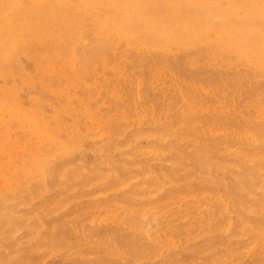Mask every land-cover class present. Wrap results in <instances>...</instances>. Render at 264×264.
Returning a JSON list of instances; mask_svg holds the SVG:
<instances>
[{
  "label": "rangeland",
  "instance_id": "374dc122",
  "mask_svg": "<svg viewBox=\"0 0 264 264\" xmlns=\"http://www.w3.org/2000/svg\"><path fill=\"white\" fill-rule=\"evenodd\" d=\"M34 6L0 0V22ZM81 31L0 42V264H264V62L222 32Z\"/></svg>",
  "mask_w": 264,
  "mask_h": 264
},
{
  "label": "bare ground",
  "instance_id": "6f19581e",
  "mask_svg": "<svg viewBox=\"0 0 264 264\" xmlns=\"http://www.w3.org/2000/svg\"><path fill=\"white\" fill-rule=\"evenodd\" d=\"M36 6L29 14H39L42 20L39 24L31 25L26 19L18 22L17 10L5 14L0 22V42L19 43L32 37H49L58 32L59 36L74 33V31L93 30L97 36H104L111 31H121L130 36L138 37L143 45H162L164 48L173 42L184 44L193 39L213 36L214 34H228L233 45L240 48L249 58L264 62V0H33ZM220 19L221 24H218ZM16 18V19H15ZM235 32L228 33L227 30ZM82 32V31H81ZM87 33V32H86ZM121 35V34H120ZM119 35V36H120ZM89 36V35H88ZM110 36V35H109ZM94 37V36H93ZM112 37V36H111ZM217 38V37H216ZM4 39V40H3ZM125 39V38H124ZM221 39V38H220ZM223 39V38H222ZM226 39V38H224ZM213 40V39H211ZM227 40V39H226ZM200 41V40H199ZM203 41V40H202ZM228 41V40H227ZM229 42V41H228ZM8 43V44H9ZM226 43V42H225ZM175 44V43H174ZM195 44V43H194ZM228 44V43H227ZM118 45V44H117ZM136 45V44H135ZM185 45V44H184ZM229 45V44H228ZM227 45V46H228ZM173 46V45H172ZM180 46V45H178ZM143 47V46H142ZM196 47V46H195ZM220 47V46H219ZM148 48V47H147ZM163 48V49H164ZM142 49V48H141ZM181 49V48H177ZM225 49H227L225 47ZM148 50V49H147ZM154 50V49H153ZM233 51V49H232ZM239 51V49H238ZM237 51V52H238ZM12 50L6 47L5 56ZM180 52V51H179ZM178 53V52H177ZM235 53V52H234ZM171 54V53H170ZM238 54V53H237ZM241 54V53H239ZM244 54V56H245ZM246 56V57H247ZM132 57V56H131ZM240 57V56H239ZM244 58V57H242ZM237 59V58H236ZM117 60V59H116ZM241 60V59H240ZM245 60V59H244ZM248 60V59H247ZM246 62H249L247 61ZM163 62V61H162ZM236 62V60H235ZM256 62V61H255ZM75 63V62H74ZM232 63V62H231ZM254 63V62H252ZM262 64V63H261ZM47 65V64H46ZM75 65V64H74ZM150 65V64H149ZM230 65V64H229ZM234 65V64H232ZM249 66V64H247ZM251 65V64H250ZM256 65V63H255ZM162 66V65H161ZM231 66V65H230ZM229 66V67H230ZM240 66V65H239ZM258 66V65H257ZM65 67V66H64ZM262 67V66H261ZM264 67V65H263ZM262 67V69H264ZM162 68V67H161ZM243 68V66H242ZM245 68V67H244ZM254 68V67H253ZM256 68V67H255ZM235 69V68H234ZM247 69V67H246ZM155 71V70H154ZM247 71V70H242ZM264 71V70H263ZM39 72V71H38ZM162 72V71H161ZM248 72V71H247ZM261 73V72H260ZM40 74V73H39ZM129 74V73H128ZM242 75L244 74L241 73ZM164 75V74H163ZM166 75V74H165ZM168 75V74H167ZM240 75V74H239ZM100 76V75H99ZM238 76V75H237ZM249 77V75H247ZM128 77V76H127ZM141 77V76H139ZM150 77V76H149ZM169 77V76H168ZM35 78V77H34ZM106 78V77H105ZM135 78V77H133ZM232 78V77H230ZM241 78V76H240ZM243 78V77H242ZM250 78V77H249ZM45 79V78H44ZM97 79V78H96ZM101 79V78H100ZM121 79V77H120ZM145 79V78H144ZM143 79V80H144ZM161 79V77L159 78ZM157 79V80H159ZM237 79V77H236ZM239 79V78H238ZM122 80V79H121ZM129 80V79H128ZM127 80V81H128ZM189 80V79H188ZM235 80V78H234ZM250 80V79H249ZM45 81V80H44ZM106 81V80H105ZM126 81V83H127ZM131 81V80H130ZM231 81V80H230ZM253 81V80H252ZM97 82V81H96ZM118 82V81H117ZM120 82V81H119ZM124 82V81H123ZM153 82V81H152ZM151 82V83H152ZM163 79V83H164ZM238 82V81H237ZM234 84L235 87L239 83ZM101 83V81H100ZM147 83V82H146ZM191 83V82H190ZM222 83V81H221ZM250 83V82H249ZM128 84V83H127ZM148 84V83H147ZM159 84V83H158ZM99 85V84H98ZM108 88L109 84L107 83ZM192 85V84H191ZM217 85V84H216ZM223 85V84H222ZM97 86V85H95ZM170 86V85H169ZM204 86V83H203ZM202 86V87H203ZM64 87V86H63ZM80 87V86H79ZM105 87V86H104ZM127 87V86H126ZM132 87V85H131ZM194 87V86H193ZM233 87V86H232ZM240 87V86H239ZM82 88V86H81ZM97 88V87H96ZM112 88V86H111ZM135 88V87H132ZM131 88V90H132ZM198 88V87H197ZM218 88V87H217ZM221 88V87H219ZM70 89V88H69ZM118 89V88H117ZM123 89V88H122ZM121 89V90H122ZM130 89V88H129ZM164 90V86L162 87ZM170 89V88H168ZM184 89V88H183ZM223 89V88H222ZM67 90V87H66ZM104 90V89H103ZM110 90V89H109ZM120 90V91H121ZM124 90H126L124 88ZM139 90V89H138ZM148 90V89H147ZM157 90V89H156ZM218 90V89H217ZM95 91L96 94V90ZM105 91V90H104ZM104 91L102 93H104ZM123 91V90H122ZM144 91V90H143ZM142 91V92H143ZM171 91V90H170ZM194 91V90H193ZM223 91V90H222ZM241 91V90H240ZM250 91V90H249ZM69 92V91H68ZM126 92V91H124ZM136 92V91H135ZM139 92V91H138ZM141 92V91H140ZM221 92V90H220ZM85 93V92H84ZM83 93V94H84ZM108 93H110L108 91ZM127 93V92H126ZM129 93V92H128ZM131 93V92H130ZM171 93V92H170ZM189 93V92H188ZM236 93V92H235ZM264 93V92H263ZM101 94V93H99ZM125 93H123L124 95ZM133 94V93H132ZM193 94V93H192ZM196 94V93H195ZM219 94V93H217ZM257 94V93H256ZM92 95V94H90ZM105 95V94H104ZM122 95V94H120ZM126 95V94H125ZM125 95L123 97H125ZM130 95V94H128ZM127 95V96H128ZM168 95V94H167ZM187 95V94H186ZM253 95V94H252ZM82 96V95H81ZM84 96V95H83ZM86 96V95H85ZM84 96V97H85ZM161 96V95H160ZM179 96V95H178ZM108 97V96H107ZM121 98V100L123 99ZM159 97V96H158ZM230 97V96H229ZM234 97V96H233ZM87 98V97H86ZM120 98V97H119ZM118 98V99H119ZM128 98V97H127ZM169 98V97H168ZM129 99V98H128ZM125 99V100H128ZM149 99V98H148ZM162 99V98H161ZM194 99V98H193ZM245 99V98H244ZM244 99L242 101H244ZM248 99V98H247ZM124 100V99H123ZM136 100V99H135ZM134 100V101H135ZM140 100V99H139ZM143 100V98H142ZM159 100V98L157 99ZM164 100V97H163ZM197 100V99H196ZM235 100V99H234ZM133 101V100H131ZM167 101V100H165ZM175 101V100H174ZM177 101V100H176ZM198 101V100H197ZM229 101V100H228ZM120 102V100H119ZM127 102V101H126ZM125 102V103H126ZM129 102V101H128ZM185 102V101H183ZM194 102V101H193ZM121 103V102H120ZM132 103V102H131ZM160 103V101H159ZM170 103V102H168ZM173 103V101H172ZM83 104V103H82ZM98 104V103H97ZM111 104V103H110ZM115 104V103H114ZM118 104V102H117ZM128 104V103H126ZM139 104V102H137ZM145 104V103H144ZM143 104V105H144ZM197 104V103H196ZM201 104V103H200ZM242 104V103H241ZM121 105V104H120ZM119 105V107H121ZM124 105V104H123ZM122 105V106H123ZM141 105V104H140ZM148 105V104H147ZM162 105V104H161ZM214 105V104H213ZM229 105V104H228ZM118 106V105H117ZM116 106V107H117ZM128 106V105H127ZM125 105L124 107L127 108ZM136 106V105H135ZM151 106V104H150ZM153 106V105H152ZM164 106V105H163ZM161 106V107H163ZM167 106H170L168 104ZM245 106V105H244ZM243 106V107H244ZM112 107V106H111ZM140 107V106H139ZM145 107V106H144ZM147 107V106H146ZM160 107V108H161ZM166 107V106H165ZM172 107V106H171ZM174 107V106H173ZM202 107V106H201ZM209 107V106H208ZM218 107V106H217ZM221 107V106H220ZM130 108V107H129ZM137 108V107H136ZM143 108V107H142ZM151 108V107H150ZM153 108V107H152ZM158 108V107H157ZM159 108V110H160ZM167 108V107H166ZM165 108V109H166ZM210 108V107H209ZM263 108V107H262ZM117 109H119L117 107ZM116 109V110H117ZM123 107L120 108L123 111ZM141 109V108H140ZM147 109V108H146ZM156 109V108H155ZM162 109V108H161ZM239 109V108H238ZM257 109V107H256ZM264 109V108H263ZM262 109V110H263ZM127 110H129L127 108ZM133 110V109H132ZM131 110V111H132ZM144 110V109H143ZM164 110V109H163ZM171 109V114H172ZM189 110V109H188ZM199 111V109H197ZM241 110V109H240ZM97 111V110H96ZM118 111V110H117ZM125 111V110H124ZM130 111V112H131ZM137 111V110H136ZM145 111V110H144ZM143 111V112H144ZM151 111V109H150ZM161 111V110H160ZM169 111V110H168ZM203 111V110H202ZM113 112V111H112ZM149 112V110H148ZM117 113V112H116ZM115 113V114H116ZM119 113V112H118ZM123 113V112H122ZM146 113V112H145ZM159 113V112H158ZM164 113V112H163ZM242 113V112H241ZM262 113V112H261ZM113 114V113H112ZM121 114V113H120ZM126 114V113H125ZM155 114V113H154ZM119 115V114H118ZM117 115V116H118ZM131 115V114H130ZM146 115V114H145ZM150 115V113L148 114ZM160 115V114H159ZM163 115V114H162ZM170 115V114H169ZM116 116V115H115ZM135 116V115H133ZM139 115H137L138 117ZM174 116V115H173ZM236 116V115H235ZM247 116V115H246ZM251 116V115H250ZM257 116V115H255ZM264 116V114H263ZM159 117V116H158ZM163 117V116H162ZM168 117V116H167ZM172 117V116H171ZM237 117V116H236ZM133 117H131L132 119ZM160 118V117H159ZM164 118V117H163ZM166 118V115H165ZM253 118V117H252ZM128 119V118H127ZM139 119V117H138ZM147 119V118H146ZM142 120V118H141ZM237 120V118H236ZM251 120V119H249ZM257 120V119H256ZM138 121V120H136ZM134 121V122H136ZM161 121V120H159ZM158 121V122H159ZM153 122V121H151ZM149 123V122H148ZM201 123V122H200ZM117 124V123H116ZM126 124V123H125ZM147 124V122H146ZM253 124V123H252ZM106 125V124H105ZM129 125V123L127 124ZM125 125V126H127ZM119 126V125H118ZM117 126V127H118ZM134 126V125H133ZM132 126V127H133ZM216 126V125H215ZM116 127V126H115ZM122 127V126H121ZM120 127V128H121ZM223 127V125H222ZM106 128V127H105ZM119 128V127H118ZM117 128V129H118ZM216 128V127H215ZM225 128V127H224ZM233 129V128H232ZM115 130V129H114ZM119 130V129H118ZM250 130V129H249ZM117 132V131H116ZM114 132V133H116ZM146 132V131H145ZM224 132V129H223ZM245 132V131H243ZM247 132V131H246ZM113 133V130L112 132ZM139 133V132H138ZM148 133V131L146 132ZM249 133V132H248ZM145 134V133H144ZM142 133V135H144ZM152 134V133H151ZM111 135V134H110ZM148 135V134H147ZM240 135V134H239ZM248 135V134H247ZM141 136V134H140ZM146 136V135H145ZM110 137V136H109ZM168 138V137H167ZM238 138V137H237ZM166 139V138H164ZM240 139V138H239ZM238 139V140H239ZM247 139V138H246ZM244 142V141H243ZM247 142V141H246ZM117 146V145H116ZM239 146V145H237ZM162 148V147H160ZM103 149V148H102ZM118 149V148H117ZM145 149V148H144ZM158 149V148H157ZM153 150V149H152ZM155 150V149H154ZM227 150V149H226ZM149 151V150H148ZM165 151V150H164ZM163 151V152H164ZM230 152V151H229ZM148 153V152H147ZM152 153V151H151ZM158 153V152H157ZM151 155V154H150ZM155 155V154H154ZM162 155V154H161ZM136 156V155H135ZM146 156V155H145ZM148 156V155H147ZM160 156V155H159ZM179 156V155H178ZM132 158V157H131ZM190 160V159H189ZM250 160V159H249ZM212 161V159H211ZM169 163V162H168ZM216 163V162H215ZM76 164V163H74ZM217 164V163H216ZM247 164V163H246ZM251 164V163H250ZM136 165V164H135ZM172 165V163H171ZM220 164L218 163V166ZM73 166V164H72ZM188 166V165H187ZM217 166V167H218ZM66 168V167H65ZM85 168V167H83ZM81 169V168H80ZM188 169V167H187ZM224 169V168H223ZM67 170V169H66ZM82 170V169H81ZM225 170V169H224ZM61 171V170H60ZM80 171V170H79ZM112 171V170H111ZM66 172V171H65ZM94 173V172H93ZM184 173V171H183ZM194 173V172H193ZM210 173V169L208 171ZM111 175V173H109ZM230 174V173H229ZM148 175V174H147ZM61 176V175H60ZM165 176V175H164ZM209 177L210 175L207 174ZM167 177V176H166ZM193 177V176H192ZM212 178V177H210ZM209 178V179H210ZM86 179V178H85ZM214 179H210L211 181ZM138 180V179H136ZM71 181V180H70ZM69 181V182H70ZM175 181V180H174ZM84 182V181H83ZM160 184V183H159ZM164 184V183H163ZM180 184V183H179ZM156 185V184H155ZM130 186V185H128ZM168 186V185H167ZM225 186V185H224ZM159 187V186H157ZM75 188V187H74ZM167 187H165L166 189ZM226 188V187H225ZM118 190V189H117ZM162 191V190H161ZM204 191V190H203ZM218 193V192H215ZM220 193V192H219ZM148 194V193H147ZM157 194V193H156ZM177 194V193H176ZM198 194V193H197ZM134 195V194H132ZM185 195V194H184ZM207 195V194H206ZM214 195V194H213ZM212 195V196H213ZM150 196V195H149ZM173 196V195H172ZM171 196V197H172ZM187 196V195H186ZM191 196V195H190ZM205 196V195H204ZM224 196V195H223ZM155 197V196H154ZM192 197V196H191ZM222 197V196H221ZM225 197V196H224ZM223 197V198H224ZM181 198H183L181 196ZM218 198V197H217ZM180 199V198H179ZM178 199V200H179ZM191 199V198H190ZM193 199V198H192ZM211 199V194L209 195ZM213 199V198H212ZM220 199V198H219ZM187 200V199H186ZM195 200V199H194ZM214 200V199H213ZM221 200V199H220ZM219 200V201H220ZM224 200V199H223ZM176 201V200H175ZM172 201V204H174ZM219 201H216L220 203ZM226 201V200H225ZM168 202V201H167ZM166 202V204H167ZM171 202V201H170ZM210 202V200H209ZM214 202V201H213ZM214 202V203H216ZM222 202V200H221ZM213 203V204H214ZM200 204V203H199ZM212 204V203H211ZM223 204V203H222ZM159 205V203H158ZM163 205V203H162ZM171 205V203H170ZM166 206V205H165ZM164 206V207H165ZM168 206V205H167ZM176 206V203H175ZM190 206V205H189ZM188 206V207H189ZM193 206V205H192ZM222 206V205H221ZM121 207V206H120ZM129 207V206H128ZM173 207V206H171ZM178 207V206H177ZM214 207V206H213ZM228 207V206H227ZM163 208V207H162ZM166 208V207H165ZM183 208V206H182ZM187 208V207H186ZM190 208V207H189ZM217 208V206H216ZM222 208V207H221ZM220 208V209H221ZM224 208V204H223ZM149 209V208H148ZM218 208V210H220ZM228 209V208H227ZM226 209V210H227ZM129 210V209H128ZM147 210V209H146ZM170 210V209H168ZM191 210V208H190ZM213 210V208H212ZM134 211V209H133ZM141 211V210H139ZM221 211V210H220ZM127 212V211H126ZM137 212V211H136ZM179 212V211H178ZM226 212V211H224ZM7 213V212H6ZM85 213V212H84ZM87 213V212H86ZM85 213V214H86ZM128 213V212H127ZM126 213V214H127ZM227 213V212H226ZM83 214V213H82ZM124 214V213H123ZM187 214V213H186ZM81 215V214H80ZM215 215V214H214ZM82 216V215H81ZM86 216V215H85ZM120 216V215H119ZM198 216V215H197ZM220 216V215H219ZM25 217V216H24ZM75 217V216H74ZM79 217V216H78ZM216 215V219H217ZM72 218V217H71ZM70 218V219H71ZM76 218V217H75ZM74 218V219H75ZM73 219V220H74ZM77 219V218H76ZM75 219V220H76ZM81 219V218H80ZM191 219V218H190ZM189 219V220H190ZM204 219V218H203ZM197 220V219H196ZM69 221V220H68ZM198 221V220H197ZM66 222V221H64ZM75 222V221H74ZM79 222V221H78ZM81 222V221H80ZM150 223V222H149ZM148 223V225H150ZM6 224V223H5ZM74 224V223H72ZM152 224V223H151ZM176 224V223H175ZM12 225V224H11ZM59 225V224H56ZM77 225V224H76ZM75 225V226H76ZM199 225V224H198ZM197 225V226H198ZM71 226V225H70ZM73 226V225H72ZM71 226V227H72ZM115 226V225H114ZM193 226V225H192ZM62 227V226H61ZM66 227V225H65ZM200 227V226H199ZM55 228V227H54ZM73 228V227H72ZM115 228V227H114ZM129 228V227H128ZM155 228V227H154ZM195 228V227H194ZM210 228V227H209ZM123 229V228H122ZM151 229V228H150ZM59 230V229H58ZM63 230V229H62ZM78 230V229H77ZM134 230V229H133ZM181 230V228H180ZM199 230V229H198ZM113 231V230H112ZM122 231V230H121ZM127 231V229H126ZM164 231V230H163ZM162 231V232H163ZM202 231V230H201ZM76 232V231H75ZM227 232V231H226ZM127 233V232H126ZM149 233V232H148ZM195 233V232H194ZM140 234V233H139ZM154 234V233H153ZM188 234V233H187ZM184 234V235H187ZM124 235V234H123ZM122 235V236H123ZM129 235V234H128ZM135 235V234H134ZM190 235V234H189ZM192 235V234H191ZM120 236V235H119ZM154 236V235H153ZM193 236V235H192ZM85 237V236H84ZM89 237V236H88ZM99 237V236H98ZM101 237V236H100ZM109 237V236H108ZM115 237V236H114ZM184 237V236H183ZM188 237V236H187ZM190 237V236H189ZM194 237V236H193ZM161 238V237H160ZM97 239V238H95ZM151 239V237H150ZM182 239V238H181ZM185 239V238H183ZM213 239V238H212ZM90 240V239H89ZM111 241V239H109ZM117 240V238H116ZM141 240V239H140ZM144 240V239H143ZM186 240V239H185ZM137 240H135L136 242ZM181 242V241H180ZM115 243V242H114ZM138 243V241H137ZM184 243V242H183ZM140 244V243H139ZM263 244V243H262ZM119 245V244H118ZM162 245V244H161ZM159 245V246H161ZM180 245V244H179ZM177 248V247H176ZM129 249V248H128ZM42 251V250H41ZM148 251V250H147ZM174 251V250H173ZM55 256V255H54ZM155 256V255H154Z\"/></svg>",
  "mask_w": 264,
  "mask_h": 264
}]
</instances>
